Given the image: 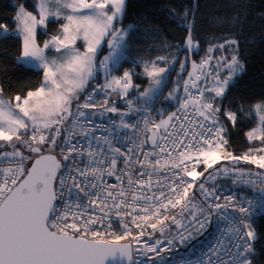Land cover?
I'll list each match as a JSON object with an SVG mask.
<instances>
[{
    "label": "snow or ice",
    "instance_id": "1",
    "mask_svg": "<svg viewBox=\"0 0 264 264\" xmlns=\"http://www.w3.org/2000/svg\"><path fill=\"white\" fill-rule=\"evenodd\" d=\"M34 10L36 14L23 5L16 8L15 30L22 44L15 60L41 70V84L8 100L0 88V264H105L109 257H118L121 264H145L134 260V252L147 257L148 264H254L259 235L252 216L257 201L264 206V173L255 174L260 184L255 199L245 195L237 200L229 195L220 203L215 189L210 191L205 183H198L202 199L195 200L197 181L206 174L215 179L231 172L233 183L238 176L255 189L257 181L246 178L254 173L237 171L236 166L217 167L211 173L221 160L237 166L244 161L264 169V100L251 106L259 125L246 133L249 141H260L259 149L249 148L242 155L227 151V127L220 119L226 117L233 127L238 121L237 112L217 103L244 71L238 40L223 38L222 43L210 44L183 79V93L174 88L164 97L174 101L176 109L167 117L161 112L157 121L145 98H152L170 71L169 65L179 58L170 53L171 60L158 56L133 61L135 67L142 63L148 78L149 87L143 91L133 82L134 70L112 75L120 50L130 47L132 33L138 31L131 25L117 27L126 14V0H37ZM189 15L185 10L178 25L187 30L184 44L166 48L175 47L177 52L198 48L193 36L194 14L192 20ZM50 20L59 23V29L41 44L38 33L47 29ZM8 32L0 24V39L7 38ZM79 40L84 42L83 50L77 45ZM105 41L108 55L99 59ZM225 50L231 52L230 57L213 56ZM180 69H185V61H180ZM100 70L104 83L88 92L87 86ZM180 86L178 81L177 88ZM130 90L136 91L139 99L135 105L139 107L127 99ZM113 94L125 100L127 111L116 106ZM100 95L102 100L97 99ZM130 113L142 115L131 122L125 119ZM105 117L115 129L135 134H125L131 145L127 152L114 146L108 135L97 134L102 125L95 120ZM149 143L151 150H145ZM201 164L204 172L197 171ZM105 177H114L118 183ZM230 208L240 217L228 214ZM213 215L228 222L221 239L196 249L199 255L190 260L181 257V249L185 256L190 248L195 249L193 241ZM169 224L178 230L179 245L174 237L165 242L167 251L159 240L155 244L144 240L140 246L143 237L155 239L154 233L163 234ZM125 240L130 242L122 243Z\"/></svg>",
    "mask_w": 264,
    "mask_h": 264
},
{
    "label": "trees",
    "instance_id": "2",
    "mask_svg": "<svg viewBox=\"0 0 264 264\" xmlns=\"http://www.w3.org/2000/svg\"><path fill=\"white\" fill-rule=\"evenodd\" d=\"M35 3V0H0V24L10 31L7 38L0 39V88L4 89L6 99L34 90L43 78L41 70L25 67L15 60L22 44L21 38L14 34L16 5L22 4L35 13ZM185 10L190 13L189 20L194 14L193 36L199 42L198 49L192 51L195 59L205 56L210 44L222 43L223 38H235L239 42V58L244 71L228 89L227 96L217 103L237 112L238 121L234 127L226 117L221 116L220 119L227 127V151L242 155L254 145L246 136L256 123V116L250 108L264 100V0H127L123 24L134 26L138 31L132 33L122 67L134 70V83L143 87L148 78L141 74L142 64L135 67L133 61L151 60L158 56L171 59L170 53L179 57L188 52L165 47L184 44L187 30L178 25L182 23ZM58 29L59 23L50 21L45 32L39 31V43L42 44ZM223 53L229 56L230 51ZM220 55L221 51L213 53L215 57ZM157 106H162L165 116L173 111L176 103L161 99ZM241 107L243 111H239ZM159 118L161 114L153 117L155 120ZM254 229L259 239L255 242L252 259L254 264H264V212L255 217Z\"/></svg>",
    "mask_w": 264,
    "mask_h": 264
},
{
    "label": "built area",
    "instance_id": "3",
    "mask_svg": "<svg viewBox=\"0 0 264 264\" xmlns=\"http://www.w3.org/2000/svg\"><path fill=\"white\" fill-rule=\"evenodd\" d=\"M93 88H94V86L88 87L87 88L88 92H91ZM103 98H104L103 95H100L97 97L98 100H102ZM112 98L116 100V106L121 111H127L125 100L117 99V97H115L114 94H113ZM127 99L133 100L134 105H135V100L138 99L137 94L131 93L127 97ZM135 106L139 107V105H135ZM176 107H177V105L175 106L173 111L176 109ZM149 109L151 111V115L153 118L155 115V106L151 105V106H149ZM109 115H111V114H109ZM141 115H142V113H134V114L130 113V115L128 117H125V119L130 120L131 122H136L140 118ZM115 119L118 120L119 117H115ZM193 119H196V117L193 116ZM95 123H99L102 125L99 132L97 133L98 135H108L110 139H113L114 146L120 147L122 149V151L127 152V148L130 147L131 145H129L127 143L125 134H127V136L134 137L135 134L131 130L124 129V128L115 129L113 127V125L111 124V121L108 120L107 117H105L104 119H96ZM105 125H107V130L104 127ZM141 128H143V125H141ZM151 148H152V146L150 143L144 146L145 150H151ZM149 159H153V157H149ZM2 164H3V161H2V159H0V165H2ZM29 164L30 163H28V165ZM234 166L237 167V171L242 170L244 172L254 173V175L248 176L246 178L249 180H256L257 181L255 189H253L252 185L246 184L242 180H240L238 176L235 177L237 182L233 183L234 176L231 172H229L228 174L220 173V174L216 175L215 179H212L210 175L206 174L205 176L199 178V180L197 181V185L195 187V192H196L195 200H196V202L199 203V202H201V199H202L200 194H199L198 183H205L206 187L210 191L215 189L216 194L218 196H220V201H219L220 203H223L224 197L229 196V195L235 196L237 200H239L241 196H245V195L248 196L250 199H255L258 196L259 189H260L259 177L255 174L256 173H264V169H259V168H257L256 165H251V164H248L247 162H244V161H240L238 166H237L232 161L222 160L221 162L218 163V165L213 166V169H211L209 171L211 173H215V169L217 167L232 169ZM135 167H138V166H135ZM197 171H199V172L205 171L202 164L197 166ZM105 179L108 180L110 183H118L117 181H115L114 177H105ZM144 179H147V177H144ZM153 179H155V177H153ZM186 179L189 182H191V177H187ZM125 183H126V178H125ZM205 207H207L206 204H205ZM175 211H178V209L177 210H170L168 215L169 216L174 215ZM253 212H254V215L252 216V223H253V227H254V219L258 214L264 212V206H261L260 203L257 201L256 206L253 209ZM228 214H231L232 216H235L237 218L240 217V213L238 211H233L231 208L228 209ZM185 221H186V217L181 218L182 224L185 223ZM153 222H155V221H153ZM227 226H228V222L225 221L223 219V217H218V216L213 215V217L210 220V223L208 224L206 229L203 231L202 235L197 240L193 241V243L195 245V249L190 248L187 251L186 256H185L184 250L181 249L180 250V256L184 257L187 260L192 259L194 256H198L199 253L196 251V249L207 248L209 245L213 244L218 239H221L222 234L225 232ZM115 230L117 231V234H122V232H123V230L120 228H116ZM148 231L151 232V229H148ZM177 231L178 230L175 228L174 225L169 224L168 228L165 230V232L163 234L160 231H157L156 233H154L155 239H152L151 237H148V236L143 237L140 246L143 247V241L144 240H147L148 243H150V244H155L156 240H159L161 242L160 247L166 249L165 242L167 240L173 239L174 237L176 238L177 245H179V238L176 235ZM134 234H135V232H134ZM129 242H130V240L122 241V243H129ZM227 242L228 241L225 240V243H227ZM232 242L236 243L237 241L233 240ZM132 247H133V249H135L137 246L135 244H133ZM166 251H167V249H166ZM152 255H153L152 253L148 254V256H152ZM134 260H136L138 262L139 261H145V264H148L147 257H145L143 255L137 256L135 254V252H134Z\"/></svg>",
    "mask_w": 264,
    "mask_h": 264
},
{
    "label": "rangeland",
    "instance_id": "4",
    "mask_svg": "<svg viewBox=\"0 0 264 264\" xmlns=\"http://www.w3.org/2000/svg\"><path fill=\"white\" fill-rule=\"evenodd\" d=\"M35 2H37V0H35ZM36 4V3H35ZM20 5H22V4H19V5H16V8L18 7V6H20ZM126 5H127V0H126ZM29 11V10H28ZM34 14H36V13H34ZM123 19H124V17H123ZM123 19H122V23H117V27H121V26H123V27H128V26H130V25H124L123 24ZM51 21V20H50ZM16 24H15V28H14V34L15 35H17V36H19V34L16 32ZM47 30V29H46ZM46 30H44V29H42V30H40V31H43V32H45ZM10 32V31H9ZM8 32V33H9ZM51 36V35H50ZM49 36V37H50ZM49 37H46L45 38V40L46 39H48ZM38 42H39V40H38ZM77 45H78V47L81 49V50H83V47H84V42L82 41V40H79L78 42H77ZM198 49V48H197ZM197 49H194V50H197ZM193 50V51H194ZM108 51H109V49H108V45H107V43H106V41L105 42H103L102 43V47L100 48V50H99V52H98V58L99 59H103L106 55H108ZM48 56H49V58L51 59L52 58V56H53V53L51 52V51H49L48 53ZM222 55H225L226 56V54L225 53H223L222 52ZM222 55H220V56H222ZM230 55H231V52H230V54H229V57H230ZM220 56H218V57H220ZM126 57V49H121L120 50V53H119V55H118V57H117V63L115 64V66H114V70H113V72H112V75L113 76H120V75H122L123 74V72L125 71V70H129L127 67L125 68H123L122 67V61L124 60V58ZM201 57H203V56H201ZM201 57L200 58H198V60L197 59H195L194 57H193V52H186L185 54H183V55H181V56H179L178 58V60L177 61H173L170 65H169V68H170V71L168 72V73H166L165 74V76H164V81H163V83L159 86V88H157L156 90H154L153 91V93H152V98L150 99V100H148L147 98H145L146 100H147V104L150 106V105H154L155 106V115L154 116H157V115H159V114H161V112H162V106H157L156 107V105H157V103L161 100V99H163V101L164 102H166L165 100H164V97L165 96H167L168 95V93L172 90V89H174V88H176L177 89V91H178V93H183V87H182V84H183V79H187L188 78V73L189 72H191V71H193V68H192V63H193V61H196V62H199L200 61V59H201ZM215 57V56H214ZM169 60H171V59H169ZM180 61H185V69L184 70H181L180 69ZM142 64V63H141ZM213 64H215V59L213 60ZM161 66H163V64H161ZM123 68V71H122V73L120 74L119 73V69L120 68ZM141 74L143 75V70H142V72H141ZM224 75H227V72H224ZM179 81V83H180V87L179 88H177V82ZM134 82V81H133ZM104 83V72L102 71V70H100V71H98V73H97V78L96 79H94V80H92L91 81V83L87 86V88L88 87H90V86H96L97 84H103ZM201 86H203L202 84H201ZM147 87H149V82L145 85V86H143V87H140V91H143L145 88H147ZM130 92L131 93H136V91H134V90H130ZM137 94V93H136ZM114 96L116 97V95L114 94ZM5 100H8V99H6L5 97H3ZM137 98L139 99V97H138V95H137ZM172 102H174V101H172ZM175 103V102H174ZM148 106V107H149ZM253 113H254V115L256 116V123H255V125L252 127V129L253 128H256L258 125H259V117L257 116V114H256V112H255V110L253 109ZM164 117H167V115H165ZM155 119H156V117H155ZM160 119V118H159ZM159 119H157V121L159 120ZM250 131V130H249ZM249 131H247V132H249ZM246 132V133H247ZM251 143H253L254 145L251 147L252 149H259L260 147H262V145H261V143H260V141H250ZM248 151V150H247ZM246 151V152H247ZM246 152H244V153H246ZM25 154H28L27 152H25ZM261 154H264V153H261ZM58 159H59V157H58ZM222 161V160H221ZM221 161H219V162H221ZM218 162V163H219Z\"/></svg>",
    "mask_w": 264,
    "mask_h": 264
},
{
    "label": "water",
    "instance_id": "5",
    "mask_svg": "<svg viewBox=\"0 0 264 264\" xmlns=\"http://www.w3.org/2000/svg\"><path fill=\"white\" fill-rule=\"evenodd\" d=\"M29 167H31V164H30ZM105 264H121V261H120V259L118 257L116 259H113V258L109 257L106 260ZM124 264H127V262L124 261Z\"/></svg>",
    "mask_w": 264,
    "mask_h": 264
},
{
    "label": "flooded vegetation",
    "instance_id": "6",
    "mask_svg": "<svg viewBox=\"0 0 264 264\" xmlns=\"http://www.w3.org/2000/svg\"><path fill=\"white\" fill-rule=\"evenodd\" d=\"M30 165H28V167H29Z\"/></svg>",
    "mask_w": 264,
    "mask_h": 264
},
{
    "label": "crops",
    "instance_id": "7",
    "mask_svg": "<svg viewBox=\"0 0 264 264\" xmlns=\"http://www.w3.org/2000/svg\"><path fill=\"white\" fill-rule=\"evenodd\" d=\"M149 106V105H148ZM151 106V105H150Z\"/></svg>",
    "mask_w": 264,
    "mask_h": 264
}]
</instances>
